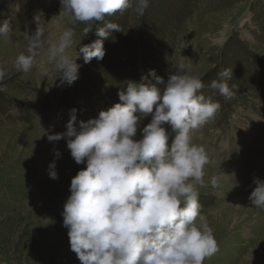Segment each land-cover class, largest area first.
I'll return each mask as SVG.
<instances>
[{
	"label": "rangeland",
	"instance_id": "obj_1",
	"mask_svg": "<svg viewBox=\"0 0 264 264\" xmlns=\"http://www.w3.org/2000/svg\"><path fill=\"white\" fill-rule=\"evenodd\" d=\"M262 164L264 0H0V264H264Z\"/></svg>",
	"mask_w": 264,
	"mask_h": 264
},
{
	"label": "bare ground",
	"instance_id": "obj_2",
	"mask_svg": "<svg viewBox=\"0 0 264 264\" xmlns=\"http://www.w3.org/2000/svg\"><path fill=\"white\" fill-rule=\"evenodd\" d=\"M208 45L207 44H205V47H207ZM187 59H189V58H187ZM187 63V62H186ZM183 65V64H182ZM211 157H213V156H211ZM216 159V158H215ZM228 161H230L229 159H228ZM221 165V164H220ZM259 168H261L262 170H264L263 169V164L259 167ZM220 170H221V168H220ZM264 172V171H263ZM264 190V189H263Z\"/></svg>",
	"mask_w": 264,
	"mask_h": 264
},
{
	"label": "trees",
	"instance_id": "obj_3",
	"mask_svg": "<svg viewBox=\"0 0 264 264\" xmlns=\"http://www.w3.org/2000/svg\"><path fill=\"white\" fill-rule=\"evenodd\" d=\"M105 11V10H104ZM111 35H114V34H111ZM118 40H120V36L118 37ZM121 43V42H120ZM120 43H118L117 47L120 46ZM148 68H145V70H147Z\"/></svg>",
	"mask_w": 264,
	"mask_h": 264
}]
</instances>
